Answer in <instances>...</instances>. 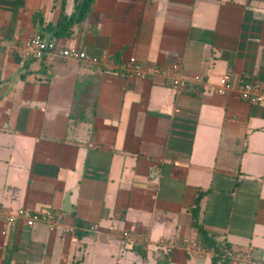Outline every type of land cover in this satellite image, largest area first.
<instances>
[{"label": "crops", "instance_id": "1", "mask_svg": "<svg viewBox=\"0 0 264 264\" xmlns=\"http://www.w3.org/2000/svg\"><path fill=\"white\" fill-rule=\"evenodd\" d=\"M76 4L0 0V264H213L185 248L198 200L218 243L264 263V101L241 98L264 89V0H94L55 37ZM37 36L57 50L20 57ZM46 208L56 229L16 218Z\"/></svg>", "mask_w": 264, "mask_h": 264}, {"label": "built area", "instance_id": "2", "mask_svg": "<svg viewBox=\"0 0 264 264\" xmlns=\"http://www.w3.org/2000/svg\"><path fill=\"white\" fill-rule=\"evenodd\" d=\"M18 49L20 57L29 56L37 60H45V58L53 54L57 50V43L55 40L44 36H37L23 46H15ZM61 56L65 59L75 60H87L88 56L86 53L78 49H64L61 51ZM155 72H158L156 70ZM124 73L128 77H139L145 78L149 74V70L146 69L136 58H131L124 67ZM223 85L226 89L230 88V78L226 76L223 80ZM241 98L245 101L252 103H260L264 101V89L258 83L254 84H243L241 88ZM13 217L8 220L11 222ZM16 218L25 222L28 226L34 227L38 223H44L50 227L56 229L59 226V218L52 209L46 208L44 210L34 212L28 209H21L17 211ZM164 252L171 253L174 251L176 246L172 243L161 244ZM188 252H200L203 254L205 249L199 246L194 241H186V247ZM214 253V256L219 257L226 264H264L255 260L251 254L246 252H238L229 246H225L221 253Z\"/></svg>", "mask_w": 264, "mask_h": 264}, {"label": "trees", "instance_id": "3", "mask_svg": "<svg viewBox=\"0 0 264 264\" xmlns=\"http://www.w3.org/2000/svg\"><path fill=\"white\" fill-rule=\"evenodd\" d=\"M76 8L74 13L68 17L63 16L56 27H54L53 35L55 37H65L68 36L72 28L75 24H78L82 22L88 13L91 11V8L94 4V0H76ZM35 20L37 22L41 21V16L37 14L35 16ZM55 37H52L50 39L54 40ZM192 216H193V228H195L199 235V240L197 244L199 246H202L204 248H208L213 250L215 253H221L222 249L225 246H228L226 243L220 244L218 243L203 227V225L200 223V207H199V200L197 201V204L195 208L192 210ZM76 235L77 237L82 236L81 230L84 228V224L81 222L76 221ZM139 254L142 256L145 255V252L142 250V248H134ZM222 261L219 257L214 256L213 257V264H217L218 262ZM8 264V262H7Z\"/></svg>", "mask_w": 264, "mask_h": 264}, {"label": "rangeland", "instance_id": "4", "mask_svg": "<svg viewBox=\"0 0 264 264\" xmlns=\"http://www.w3.org/2000/svg\"><path fill=\"white\" fill-rule=\"evenodd\" d=\"M73 234V233H72ZM133 239H135V236L134 234H132L131 232H124L123 233V238L120 239V241H122V243H124L125 245L128 244L130 245L131 241H133ZM126 241V242H125ZM135 242H136V239H135ZM135 245V248H142V250L145 252V247L143 245ZM132 256V255H131ZM131 256H128L127 257V262L126 264H139L140 260L138 258H134V260H130ZM134 261V262H133ZM108 264H112V262L110 261H107Z\"/></svg>", "mask_w": 264, "mask_h": 264}]
</instances>
